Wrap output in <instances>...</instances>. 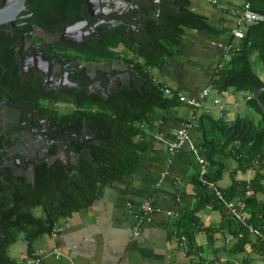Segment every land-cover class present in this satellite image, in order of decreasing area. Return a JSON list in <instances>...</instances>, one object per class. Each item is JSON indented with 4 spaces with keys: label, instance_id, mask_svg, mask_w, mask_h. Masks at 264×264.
<instances>
[{
    "label": "crops",
    "instance_id": "0c3cea01",
    "mask_svg": "<svg viewBox=\"0 0 264 264\" xmlns=\"http://www.w3.org/2000/svg\"><path fill=\"white\" fill-rule=\"evenodd\" d=\"M190 1L191 8L205 15L222 34L188 30L176 56L152 71L162 83L197 98L211 87L214 74L231 56L225 55L222 46L232 43L234 26V19L225 8H238L244 0ZM259 74L264 79V70L260 69ZM249 96L233 88L224 93L212 89L200 108L181 101L156 107L155 115L144 126L147 148L135 169L114 183L101 186L90 208L60 218L54 233L35 241L33 256L28 254L23 234L20 237L25 241L24 247L15 249L17 254L11 256L18 261L22 256L37 258L39 264H264V242L241 227L226 207L221 208L209 187L199 184L201 164L194 151L198 149L206 157L208 178L227 199L242 198L253 183L255 189L249 203L254 204L248 203V221L255 227L256 223L264 224V162L250 159L249 144L241 148L240 140L233 138L232 143L228 142L226 131L230 125H236L235 135L243 126L249 134L263 128V116L249 105ZM217 99L230 106L229 116L221 115ZM216 107L219 116H211ZM189 121L195 123L190 141L171 152L166 140L172 141L176 131ZM206 140L216 145L215 150H210L212 154L204 146ZM147 201L155 211L135 237V218ZM169 211L178 217L169 216ZM182 235L190 239L187 252L179 243Z\"/></svg>",
    "mask_w": 264,
    "mask_h": 264
},
{
    "label": "flooded vegetation",
    "instance_id": "af4514ba",
    "mask_svg": "<svg viewBox=\"0 0 264 264\" xmlns=\"http://www.w3.org/2000/svg\"><path fill=\"white\" fill-rule=\"evenodd\" d=\"M65 1L63 12L62 0H27L14 25L0 26L1 237L15 213L30 210L31 193L44 175L77 168L96 142V133L79 116L95 111L118 86L143 81L141 70L127 58L93 59L109 52L105 32L121 30L135 41L146 22L159 20L163 5L172 4ZM114 50L127 52L124 45ZM31 210L44 214L42 206Z\"/></svg>",
    "mask_w": 264,
    "mask_h": 264
},
{
    "label": "trees",
    "instance_id": "16d2710c",
    "mask_svg": "<svg viewBox=\"0 0 264 264\" xmlns=\"http://www.w3.org/2000/svg\"><path fill=\"white\" fill-rule=\"evenodd\" d=\"M251 2L254 11L264 14V0ZM66 3L65 0L61 2L63 12L67 11ZM191 5L190 0H172V4L165 3L160 19L146 22L141 31L142 37L135 41H130L121 30L105 32L109 34V52L105 55L96 54L93 59L127 58L141 70L143 81L118 86L109 94V99L99 104L95 111L90 110L87 116H79L80 123L96 133V142L91 145L90 151L84 155L77 168L55 170L53 174L44 175L37 190L30 196L34 203L31 208L42 206V216H36L30 208L25 214L15 213L12 217L13 223L8 222L3 227L4 236L0 235V264H23L10 254L12 246L22 234L28 243V254L33 256L35 241L44 234L54 233L60 218L70 217L75 212L90 208L96 202L101 186L112 184L135 169L142 151L147 148L144 126L155 115L156 107L180 102L177 97L170 98L165 95L162 88L164 84L154 81L152 70L159 68L163 61H169L176 56L188 30L206 31L212 35L222 34L221 30L209 24L205 15L195 12ZM80 11V7L76 9V16ZM234 40L237 41L233 42ZM231 42L235 47L227 63L211 79V88L219 93L231 88L249 93L251 99L248 103L263 116L264 127V113L252 97L253 91L264 87V79L259 74L260 69L264 70V21L245 26L244 37L237 39L232 36ZM119 45H124L127 52L114 50ZM256 61L261 64L258 68ZM260 97L264 102V91L260 93ZM216 126L222 128L219 122H216ZM256 131L253 130L246 136L239 147L249 144L250 159H259L263 163L264 131L255 135ZM227 134L228 142L232 143V131ZM204 146L209 151L211 148L216 149L215 143L207 140ZM238 153L241 158L244 157L240 151ZM199 184L206 187L200 182ZM252 189H255L253 183ZM217 203L225 208L220 200L217 199ZM6 219L11 218L6 216ZM255 225L263 227L264 224ZM240 226L244 228L242 224Z\"/></svg>",
    "mask_w": 264,
    "mask_h": 264
},
{
    "label": "built area",
    "instance_id": "2783aa9c",
    "mask_svg": "<svg viewBox=\"0 0 264 264\" xmlns=\"http://www.w3.org/2000/svg\"><path fill=\"white\" fill-rule=\"evenodd\" d=\"M225 11L234 19V26L231 29V35L237 39L244 37L245 26L258 24L264 21V14L258 13L252 9L251 0H244L242 6L238 8L226 7ZM222 46L225 50L226 56H230L231 52L233 51V48L235 47V45L232 43ZM154 81L158 84L162 83L156 76L154 77ZM162 88L167 97H177L181 102H185L194 108L202 107L206 99L209 98V96L211 95L212 91L211 87H207L199 94L197 98H190L182 94L181 92L173 89L167 84H164ZM249 99H251V96L248 97V100ZM215 102L219 106L222 116L230 115V106L228 104H223L220 99H217ZM194 124L195 123L193 121H189L182 129L176 131L175 138L172 141L166 140L168 148L171 152L178 151L179 149L183 148L187 142L190 141L191 130L195 126ZM194 151L197 155L199 163L201 164V171L198 178L199 182L202 185L209 187L213 191L214 196L225 205V207L228 209V211L236 221L245 226L250 232L256 234L264 242V228L255 227L251 225L247 217L248 203L249 200L253 197V189L251 188V186H247L245 195L242 198L238 200H228L225 197L224 192L213 181L208 178L206 157L202 156L198 149H194ZM254 163H258V160H254ZM139 211V214L136 215L133 227V235L135 237L139 236L141 234L142 227L151 221L150 214L155 211V208L151 202L147 201L140 206ZM167 213L169 216L175 218L178 217V214H174L171 211ZM179 239L181 248L186 252L189 251V237L186 235H182ZM56 255L58 257L61 256L60 253H57ZM20 262H22L23 264H39L40 259L32 258L29 256H22L20 258ZM204 264H209V262L206 261Z\"/></svg>",
    "mask_w": 264,
    "mask_h": 264
},
{
    "label": "water",
    "instance_id": "95a60500",
    "mask_svg": "<svg viewBox=\"0 0 264 264\" xmlns=\"http://www.w3.org/2000/svg\"><path fill=\"white\" fill-rule=\"evenodd\" d=\"M26 1L27 0H4L3 4L0 6V26L4 24H15V19L17 18L18 14L22 12L24 9H26ZM159 14V13H158ZM264 91L263 88H258L255 91L252 92V97L257 101L259 106L261 107L263 113H264V102L260 97V93ZM247 124L251 128V123L248 121ZM237 130L236 125H230L226 131H232L231 136L235 140H240L241 143L244 142L245 137L249 134V131H245V126H243L241 132L238 135H235ZM264 131V127L259 129L255 135H257L258 132Z\"/></svg>",
    "mask_w": 264,
    "mask_h": 264
},
{
    "label": "rangeland",
    "instance_id": "374dc122",
    "mask_svg": "<svg viewBox=\"0 0 264 264\" xmlns=\"http://www.w3.org/2000/svg\"><path fill=\"white\" fill-rule=\"evenodd\" d=\"M258 66H261V64L257 62V68H258ZM241 102L243 103V99L242 98H241ZM211 113H212L211 116H219V110H218V108L217 107L216 108H213L212 111H211ZM36 213H37V215H41V213L39 211H37ZM24 245H25V241H24L23 237H20L18 239V242L15 245L12 246V248L10 250V254L11 255L12 254H17L16 252H14L15 249L24 247Z\"/></svg>",
    "mask_w": 264,
    "mask_h": 264
}]
</instances>
